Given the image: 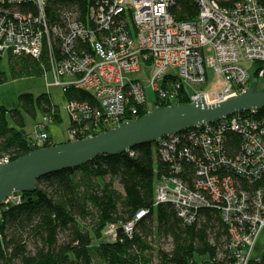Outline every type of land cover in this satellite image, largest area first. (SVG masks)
<instances>
[{
	"label": "built area",
	"instance_id": "1",
	"mask_svg": "<svg viewBox=\"0 0 264 264\" xmlns=\"http://www.w3.org/2000/svg\"><path fill=\"white\" fill-rule=\"evenodd\" d=\"M55 1L0 0V53L43 55L48 65L43 75H52L49 85L62 86L64 92L76 87L91 94L92 101L70 99L63 106L71 140L130 120L140 108L150 107L149 91L176 100L182 84L207 82L208 68L224 78L226 88L214 95L191 91V101L203 95L212 103L236 95L255 76L256 61L264 62V0H234L228 6L219 0H196L199 12L190 20H179L173 13L177 0H86L83 12L73 3L52 24L46 8ZM24 4L35 5L36 15L21 11ZM80 42L87 43L89 51ZM209 51L212 54L207 55ZM142 63L151 67L146 84L136 75ZM263 74L261 69L259 77ZM51 122L50 116H43L33 134L34 144H45ZM228 125L243 136L245 153L237 158L239 165L244 164L242 172L257 177L264 173V124L237 112L231 119L189 128L201 151L199 178L191 187L178 176L160 177L154 205H173L187 223L196 220L201 207L219 205L230 228L229 248L235 263L247 264L264 226V190L257 189L251 197L230 177L219 180L216 165L227 162L223 131ZM180 133L158 139L165 159L174 156L171 150H178ZM10 161L9 157L0 159V163ZM175 167L180 171L179 165ZM20 199L16 192L6 204ZM148 211L139 210L135 219L123 225V232L132 235L136 221ZM113 228L109 234L116 232Z\"/></svg>",
	"mask_w": 264,
	"mask_h": 264
},
{
	"label": "trees",
	"instance_id": "2",
	"mask_svg": "<svg viewBox=\"0 0 264 264\" xmlns=\"http://www.w3.org/2000/svg\"><path fill=\"white\" fill-rule=\"evenodd\" d=\"M219 1L224 6L234 3V0ZM85 2L50 3L46 8L49 21L52 24L60 21L63 9L73 7V3L80 5L83 12ZM20 10H31L35 15L37 12L33 4H24ZM172 11L179 20H190L197 16L199 6L196 0H177ZM79 45L89 51L87 43ZM3 59L0 53V85L7 79V71L1 66ZM46 61L43 55L35 58L9 52L8 56L9 70L15 78L43 75L48 66ZM256 65L257 71L248 86L254 84V78L264 70V62L256 61ZM179 91L173 101L158 95L155 108L190 103L187 86L182 84ZM64 96L66 100L92 101L89 92L76 87L65 90ZM19 100L18 108L0 105V159L15 160L35 149L71 140L55 142L50 135L44 145L34 144L33 134L25 130L24 113L33 117L48 115L52 123L61 122L60 106L47 92L37 96L24 92ZM148 111L150 107L145 106L128 119L140 118ZM240 114L251 115L264 124V107L257 111H240ZM109 129L111 127L103 128L97 133ZM223 132V155L227 162L216 165L220 167L219 180L230 177L236 186L247 189L253 197L257 189L264 190V173L258 177L249 172L244 174V164L239 165L237 160L245 153L243 136L229 125ZM180 137L178 150L170 151L172 156L174 154L170 159L160 153V140L149 141L117 154L98 155L79 167L52 172L38 180L35 191L18 192L21 194L19 202L0 206V264H150L153 254L158 264H236L229 248L230 228L219 205L201 207L192 223L178 215L171 204L154 205L156 181L160 177L178 176L191 187L199 178L200 148L194 144L189 129L182 131ZM141 209L149 211L136 221L132 235L117 229L113 239L106 238L111 235L110 226L123 227L135 219ZM168 239L170 248H165L163 240ZM196 254L207 258L198 262ZM247 264H264V254L252 256Z\"/></svg>",
	"mask_w": 264,
	"mask_h": 264
},
{
	"label": "water",
	"instance_id": "3",
	"mask_svg": "<svg viewBox=\"0 0 264 264\" xmlns=\"http://www.w3.org/2000/svg\"><path fill=\"white\" fill-rule=\"evenodd\" d=\"M254 84L240 93L209 103L201 96L190 103L154 108L146 115L125 121L84 139L35 149L15 160L0 163V206L16 192L35 191L38 180L52 172L75 168L101 154H117L137 145L182 132L198 125L264 107V86ZM118 231H123L122 227Z\"/></svg>",
	"mask_w": 264,
	"mask_h": 264
},
{
	"label": "rangeland",
	"instance_id": "4",
	"mask_svg": "<svg viewBox=\"0 0 264 264\" xmlns=\"http://www.w3.org/2000/svg\"><path fill=\"white\" fill-rule=\"evenodd\" d=\"M212 54V51L207 52V55ZM4 59L2 63V68L7 71V79L3 84L0 85V105H4L8 107L9 109L18 108L20 106V100L19 95L24 92H30L33 93L35 96L47 92L51 95V98L53 102L56 105L60 106L61 109V115L63 120L61 122H54L49 124V132L53 135V137L56 139V142H64L71 139V134L69 131V118L66 114L65 110L63 109V106L66 104V99L64 96V88L62 86H56V85H49L48 82L52 81V75L48 74L46 75H21L20 77H13V75L10 73L9 66H8V56L9 53H3ZM247 66L250 65V63L245 62ZM256 65H254L252 71H254ZM150 66L148 64L142 63L141 65V71L139 73H136V75L145 81V84L148 83L146 81L147 76H149L150 72ZM257 80L259 85L264 86V78L263 77H256L254 78ZM253 79V80H254ZM189 92L191 91H201V92H209L212 95L214 93H217L219 91H222L226 88V83L224 81V78L219 75L213 68H208V79L207 82L202 84H195V85H188L187 86ZM149 96V102H150V110L154 109L156 106L155 98L158 95H155L152 93V91L148 92ZM160 98V97H159ZM43 116L39 114L37 117H33L27 113H24V120H25V130L27 133L34 134L37 129L39 128V123L42 121ZM93 133V132H92ZM116 186L120 188V184L116 182ZM118 226H114L113 231L116 230ZM112 228L110 226L108 229ZM116 232H111V235L106 236V238L113 239L114 234ZM163 246L165 248H170V239L167 241L163 240ZM262 254H264V226L261 229L259 236L256 240L254 250L252 253V256L254 257H260ZM207 256H202L199 254L195 255V259L198 262H201L202 260H205ZM98 263V262H97ZM150 264H158L157 257H152V262Z\"/></svg>",
	"mask_w": 264,
	"mask_h": 264
},
{
	"label": "crops",
	"instance_id": "5",
	"mask_svg": "<svg viewBox=\"0 0 264 264\" xmlns=\"http://www.w3.org/2000/svg\"><path fill=\"white\" fill-rule=\"evenodd\" d=\"M50 133V135L53 137V135L51 134V132H49ZM53 140L56 142V139L53 137Z\"/></svg>",
	"mask_w": 264,
	"mask_h": 264
}]
</instances>
